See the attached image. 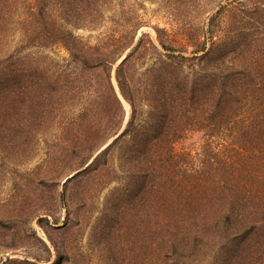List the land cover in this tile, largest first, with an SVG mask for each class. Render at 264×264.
Returning a JSON list of instances; mask_svg holds the SVG:
<instances>
[{"label":"trees","instance_id":"obj_1","mask_svg":"<svg viewBox=\"0 0 264 264\" xmlns=\"http://www.w3.org/2000/svg\"><path fill=\"white\" fill-rule=\"evenodd\" d=\"M192 1L136 39L135 0H0V163L81 169L80 212L115 182L111 264H264V0Z\"/></svg>","mask_w":264,"mask_h":264},{"label":"rangeland","instance_id":"obj_2","mask_svg":"<svg viewBox=\"0 0 264 264\" xmlns=\"http://www.w3.org/2000/svg\"><path fill=\"white\" fill-rule=\"evenodd\" d=\"M135 1L141 2L145 7L144 10H139L144 23L137 31L136 39L142 32L153 37V27L156 25L166 27L173 33L175 30L171 25L173 20L192 14L190 11L193 7L192 0H181L188 3V6L182 3V7L185 8L184 14L171 11L174 5H165L154 0ZM101 29L99 27L92 32L80 30L78 33L94 41L100 36ZM13 36L14 39L17 38L16 34ZM176 37L178 40L179 36ZM50 54L60 57L62 50ZM149 61L147 58L146 63ZM125 103L123 125L129 114V105ZM191 141L185 140L183 145L189 146ZM5 162V165L0 163V264H111L110 252L114 248L99 242H102L103 237L102 234L100 238L101 224L109 214L104 210L105 199L116 185L115 182L94 193L93 198L88 200L89 206L80 212L76 211L72 203L68 209L66 206L70 202L74 180L65 188L64 199L61 194L66 177L81 169L71 172L65 178L43 182L40 179H33L32 176L37 160L23 164L18 162L11 164L7 160ZM68 210L70 214L67 216ZM52 242L57 247H54ZM58 253L62 254L60 259ZM125 263L124 258L122 264Z\"/></svg>","mask_w":264,"mask_h":264},{"label":"water","instance_id":"obj_3","mask_svg":"<svg viewBox=\"0 0 264 264\" xmlns=\"http://www.w3.org/2000/svg\"><path fill=\"white\" fill-rule=\"evenodd\" d=\"M123 57H124V56H123ZM123 57H122V58H123ZM120 60H121V59H120ZM120 60H119V61H120ZM121 99L123 100V98H121ZM123 101H124V100H123ZM124 102H125V101H124ZM76 172H78V171L73 172L72 174H70L69 176H67L66 179L71 178Z\"/></svg>","mask_w":264,"mask_h":264},{"label":"bare ground","instance_id":"obj_4","mask_svg":"<svg viewBox=\"0 0 264 264\" xmlns=\"http://www.w3.org/2000/svg\"><path fill=\"white\" fill-rule=\"evenodd\" d=\"M126 104V103H125ZM127 106V105H126Z\"/></svg>","mask_w":264,"mask_h":264}]
</instances>
